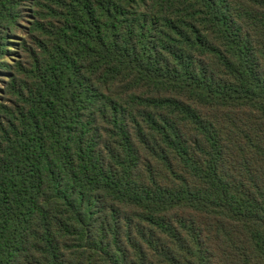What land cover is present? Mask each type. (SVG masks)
<instances>
[{
    "label": "trees",
    "instance_id": "16d2710c",
    "mask_svg": "<svg viewBox=\"0 0 264 264\" xmlns=\"http://www.w3.org/2000/svg\"><path fill=\"white\" fill-rule=\"evenodd\" d=\"M0 264H264V0H0Z\"/></svg>",
    "mask_w": 264,
    "mask_h": 264
}]
</instances>
